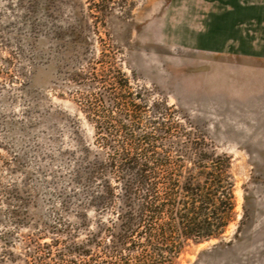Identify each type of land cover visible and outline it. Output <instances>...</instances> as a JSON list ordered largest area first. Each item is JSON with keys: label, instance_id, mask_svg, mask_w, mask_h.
<instances>
[{"label": "rangeland", "instance_id": "1", "mask_svg": "<svg viewBox=\"0 0 264 264\" xmlns=\"http://www.w3.org/2000/svg\"><path fill=\"white\" fill-rule=\"evenodd\" d=\"M52 1L48 11L45 0H0V255L15 261L6 264L26 253L30 264H80L73 251L87 232L81 204L64 194L66 151L76 131H93L66 77L100 61L231 157L236 218L223 245L189 244L176 264H264V0Z\"/></svg>", "mask_w": 264, "mask_h": 264}, {"label": "trees", "instance_id": "2", "mask_svg": "<svg viewBox=\"0 0 264 264\" xmlns=\"http://www.w3.org/2000/svg\"><path fill=\"white\" fill-rule=\"evenodd\" d=\"M45 3L50 11L53 1ZM77 29H67L74 44ZM66 78L93 131L87 140L75 130L66 151L64 194L81 204L79 227L87 232L73 251L80 264H176L189 244L217 240L215 247L222 246L236 218L231 157L211 147L198 122L176 120L167 101L132 91L129 78L110 63H78ZM88 213L97 219L95 232ZM10 258L3 252L0 264L14 263Z\"/></svg>", "mask_w": 264, "mask_h": 264}]
</instances>
